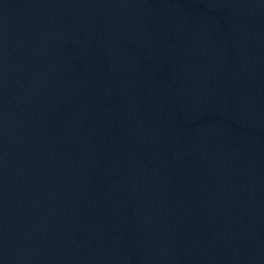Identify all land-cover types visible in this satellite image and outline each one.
Instances as JSON below:
<instances>
[{"label":"water","instance_id":"1","mask_svg":"<svg viewBox=\"0 0 264 264\" xmlns=\"http://www.w3.org/2000/svg\"><path fill=\"white\" fill-rule=\"evenodd\" d=\"M0 264H264V0H0Z\"/></svg>","mask_w":264,"mask_h":264}]
</instances>
